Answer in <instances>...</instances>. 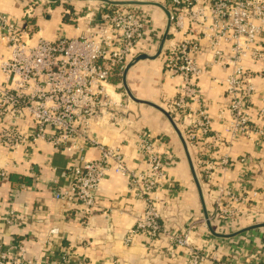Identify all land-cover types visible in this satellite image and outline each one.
Returning <instances> with one entry per match:
<instances>
[{
    "label": "built area",
    "instance_id": "1",
    "mask_svg": "<svg viewBox=\"0 0 264 264\" xmlns=\"http://www.w3.org/2000/svg\"><path fill=\"white\" fill-rule=\"evenodd\" d=\"M168 12V32L180 39L162 52L164 73L179 78L176 95L165 110L176 123L188 148L194 151V163L201 188L206 187L213 200L209 222L229 224L248 212V194L233 185L219 183L233 165L227 155L218 157L226 143L260 138L264 129L252 120L249 107L255 94L250 70L244 62H261L264 75V0H159ZM26 17L29 14L26 13ZM150 12L139 6L116 7L102 15L85 35L53 40H33L30 25L17 22L0 12V38L8 55L0 59V144L16 150L28 140H45L54 147L84 152L96 147V158L80 157L68 170L69 184L54 197L89 214L100 199V186L109 173L123 177L127 190L142 203L131 233L141 232L159 239L169 235L162 223L161 193L173 179L168 174L171 158L158 151V141L140 138L137 149L141 158L130 168L124 154L115 146L97 142L94 128L122 123L117 104L109 95L111 76L122 77L126 65L137 56V45L147 40ZM152 33V32H151ZM150 36V35H149ZM207 40L203 47L201 40ZM148 42V41H147ZM226 45V50H221ZM205 50L232 67L225 79L226 105L221 117L225 133L212 129V120L202 100L198 79L202 74L197 58ZM195 105V107H193ZM264 110L257 120L264 123ZM32 125L27 128L28 121ZM237 161L246 165L245 157ZM218 171H220L218 173ZM0 176L4 172L0 170ZM203 186V187H202ZM255 195V194H254ZM8 223L13 222L9 214ZM205 221V220H204ZM188 229L172 237L175 245L188 249L187 264H205L209 253L190 243ZM50 233H57L52 229ZM130 237V235L128 236ZM50 240H48L49 243ZM125 241H130L126 237ZM51 257V258H50ZM0 264H36L20 251L0 245ZM40 264H84L66 251H51ZM216 264H264V253L255 251L242 262L226 258Z\"/></svg>",
    "mask_w": 264,
    "mask_h": 264
},
{
    "label": "crops",
    "instance_id": "2",
    "mask_svg": "<svg viewBox=\"0 0 264 264\" xmlns=\"http://www.w3.org/2000/svg\"><path fill=\"white\" fill-rule=\"evenodd\" d=\"M64 2L0 0V12L17 22H27L33 40H53L85 35L104 13L117 7L102 2V5L93 6L90 13L79 15L72 11L73 8H66ZM137 6L150 12L151 29L146 32L147 40L137 45L135 54L155 56L167 31L166 14L155 5ZM179 39L180 35L173 38L167 32L162 51L156 58L135 61L127 70L124 76L126 86L138 101L127 98L123 76L110 79L109 95L119 104L117 109L122 123L94 128L97 142L117 147L126 156L130 168L141 166L138 162L141 152L136 143L143 137L157 140L160 154L171 158L168 174L173 179L172 185H167L165 192L161 193L164 199L162 223L169 235L154 239L147 233L130 232L141 212L142 203L127 190L125 178L113 173H109L101 183L100 199L89 214H84L78 206L56 199L54 193H62L68 187L69 168L81 156L98 157L99 150L89 147L84 152L72 151L37 139L28 140L16 150L0 144V170L4 172V176H0V245L22 252L26 260L36 264L44 261L51 251L58 253L60 250L84 264H187L188 249L175 245L172 237L181 236L190 229V243L210 255L205 264H216L232 257L242 262L255 251L264 253V143L261 144L260 138L226 143L218 153V157L227 155L233 159L232 167L216 177L219 183L233 185L239 195H243L240 186L245 188L248 194L246 202L250 206L246 214L229 224L211 222L217 236L210 232L204 221L202 201L178 134L160 111L143 103L150 102L165 109L167 103L174 99L180 79L164 73L162 52ZM200 43L203 47L208 46L207 40ZM220 48L226 50L227 47L221 45ZM7 55L5 41L0 38V59ZM224 63L207 50L197 58L202 69L198 86L213 122L212 129L226 138L220 118H228V115L225 113L220 117V112L227 103L225 79L231 74L232 67ZM243 64L250 70L255 87L249 112L252 120L264 129V123L257 120V115L264 110V75H259L262 63L247 60ZM3 81L0 73V83ZM31 125L30 120L27 128ZM188 153L195 168L194 151L188 148ZM240 156L245 157L246 165L237 161ZM202 192L209 216L214 208L213 200L206 187ZM9 214L13 219L11 223L6 220ZM52 229L57 233L52 235ZM126 237L130 241H125Z\"/></svg>",
    "mask_w": 264,
    "mask_h": 264
},
{
    "label": "water",
    "instance_id": "3",
    "mask_svg": "<svg viewBox=\"0 0 264 264\" xmlns=\"http://www.w3.org/2000/svg\"><path fill=\"white\" fill-rule=\"evenodd\" d=\"M47 1H58V0H47ZM80 1H100V2H103V3H107V4H112V5H117V7H121V6H137V5H155L157 7H159L160 9H162L164 11V13L166 14V17H168V12L167 10L158 2H153V1H146V0H136V1H122V2H118V1H111V0H80ZM119 5V6H118ZM168 28H169V25H168V22H167V31L165 32L164 36H163V39H162V42L159 46V49H158V52H157V55L155 56H149V55H146V54H141V55H137L134 59H132L125 67L124 69V72H123V77L126 75V72L127 70L129 69V67L132 65L133 62L135 61H138V60H143V59H154L156 58L159 53L162 51V46H163V43L166 39V34L168 32ZM123 86L125 87V91H126V94L127 96L133 100V101H138L132 94L131 92L128 90L127 86H126V83H125V77H124V80H123ZM143 103L147 104V105H150L154 108H156L158 111H160L168 120L169 122L171 123L172 127L174 128L175 132L178 134L182 144H183V147H184V151L186 153V156H187V159H188V163H189V167H190V171H191V174H192V178L195 182V185L197 187V190H198V193H199V197L201 199V203L203 205V211H204V219H205V223L207 225V227L209 228L210 232L214 235H217L211 225H210V222L208 220V214L205 210V206H204V198H203V192H202V188H201V185H200V182H199V179H198V176L196 175V171H195V168H194V165L192 163V160L190 158V155L188 153V147L185 143V140L183 138V135L182 133L180 132L178 126L176 125V123L173 121L172 117L170 116V114L162 107H159L153 103H150V102H146V101H143ZM257 226H261V225H256Z\"/></svg>",
    "mask_w": 264,
    "mask_h": 264
},
{
    "label": "rangeland",
    "instance_id": "4",
    "mask_svg": "<svg viewBox=\"0 0 264 264\" xmlns=\"http://www.w3.org/2000/svg\"><path fill=\"white\" fill-rule=\"evenodd\" d=\"M62 1H65L64 5L66 6V8H73L72 11L79 13V15L81 14L85 15L87 13H90L93 9V6L102 5V2L100 1H78V0H62ZM146 1L159 2V0H146ZM67 15L68 14H66V17ZM72 18H76V17H72ZM86 20H88V18Z\"/></svg>",
    "mask_w": 264,
    "mask_h": 264
},
{
    "label": "trees",
    "instance_id": "5",
    "mask_svg": "<svg viewBox=\"0 0 264 264\" xmlns=\"http://www.w3.org/2000/svg\"><path fill=\"white\" fill-rule=\"evenodd\" d=\"M119 76H117V74H114L113 76H111L110 79H113V78H118ZM120 78V77H119Z\"/></svg>",
    "mask_w": 264,
    "mask_h": 264
}]
</instances>
